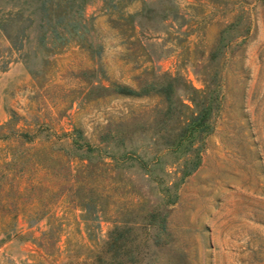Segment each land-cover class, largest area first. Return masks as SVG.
<instances>
[{
    "label": "rangeland",
    "instance_id": "374dc122",
    "mask_svg": "<svg viewBox=\"0 0 264 264\" xmlns=\"http://www.w3.org/2000/svg\"><path fill=\"white\" fill-rule=\"evenodd\" d=\"M114 2L82 0L83 46L12 48L0 30V122L37 130L0 138V159L40 157L36 191L53 189L46 215L0 216V264H264V0ZM100 153L116 156L99 187L119 227L131 209L130 259L105 249L108 214L85 219L70 196Z\"/></svg>",
    "mask_w": 264,
    "mask_h": 264
},
{
    "label": "trees",
    "instance_id": "16d2710c",
    "mask_svg": "<svg viewBox=\"0 0 264 264\" xmlns=\"http://www.w3.org/2000/svg\"><path fill=\"white\" fill-rule=\"evenodd\" d=\"M9 1L10 7L0 12V30L9 40L10 47L20 49L27 43H32L29 42L32 41V38L36 43L41 44L46 52L63 49L72 41L82 46L85 44L84 23L81 21L82 0ZM120 1L115 0L114 4L116 5ZM25 52L28 54V51ZM113 89L119 93L138 95L145 90V87L142 85L139 89H134L124 84H115ZM197 117L199 119L194 126L201 125L206 117V112L202 109L199 110L194 118ZM36 135L37 130L20 129L12 120L0 122V138L18 136L24 142L34 143ZM77 146L80 147L82 144H77ZM86 148L87 150L92 149L91 146ZM9 155V158L0 159V216L5 220L3 224H9L10 219L17 214L25 216L28 222L46 215L50 205L49 201L44 199L48 198V194L53 192V189L49 186L46 187L43 195L37 193L36 189L45 183L44 178L49 170L48 165L38 157L35 159L33 167L25 168L23 162L26 159L23 154L9 151ZM122 155L124 158L130 157L129 152L126 151ZM105 156H109L111 160H103L102 153L98 155L96 161L91 159L92 156L87 155L86 161H81L79 168H74L70 196L75 205L82 210V216L85 219L108 214L113 223L108 231L105 249L111 258L115 253L122 252L126 259H130V249L125 241L118 242L117 240L119 238L125 240L130 233L131 209L130 207L125 208L124 226L119 227L115 218L111 217L114 210L111 193L109 190L99 187V177L104 175L105 170L110 172L107 177L111 180L114 170L115 154L105 153ZM19 163L20 165H18ZM41 172H45V174L40 175ZM146 214L152 215V212L147 211ZM54 224L59 226L58 223L50 221L48 229L44 232L49 238L53 233Z\"/></svg>",
    "mask_w": 264,
    "mask_h": 264
}]
</instances>
